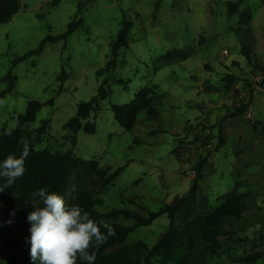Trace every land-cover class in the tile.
<instances>
[{"label": "rangeland", "instance_id": "1", "mask_svg": "<svg viewBox=\"0 0 264 264\" xmlns=\"http://www.w3.org/2000/svg\"><path fill=\"white\" fill-rule=\"evenodd\" d=\"M156 1L93 0L80 11L84 0H63L56 6L52 0H20L18 13L9 23L0 24V92L6 88L1 79L15 58L36 50L47 37L65 34L70 23L81 19L82 25L13 68L14 88L0 100V130L15 129L13 117L24 114L29 101L52 100L28 125L31 131L49 121L46 135L34 143V149L72 151L110 172L122 168L101 192L102 206L97 210L126 209L144 217L188 193L197 156H204L216 140L207 147L195 143L181 162L173 154L179 143L193 141V135L202 132L200 123L212 127L202 132L204 138H214L221 131L225 142L202 171L198 197H207L213 210L233 190L248 196L241 219L223 224L233 235L208 264H240L254 254L264 259V74L240 54L241 46L249 45L252 64L264 66V0H242L240 10L252 15L247 28L240 27L239 14H227V4L240 0H162L155 13ZM124 17L133 24L129 45L120 50L109 74V97L100 102L95 118L92 114L88 120L95 124V133L69 134L63 126L108 76L96 72L110 61V46ZM187 49L192 52L186 60H161L169 52ZM62 71L68 74L63 84L58 81ZM226 76L235 79L230 89L225 88ZM147 86L156 87L161 97L156 105L159 120L148 121L141 113L131 131L123 130L110 107L129 103ZM250 94L249 109L225 119L247 103ZM133 199L135 204L130 203ZM116 223L131 226L133 221ZM168 223L166 215L158 217L130 233L124 246L142 242L152 247Z\"/></svg>", "mask_w": 264, "mask_h": 264}, {"label": "trees", "instance_id": "2", "mask_svg": "<svg viewBox=\"0 0 264 264\" xmlns=\"http://www.w3.org/2000/svg\"><path fill=\"white\" fill-rule=\"evenodd\" d=\"M63 0H52V6L58 5ZM93 0H84L79 10H84ZM162 0L156 1L155 13ZM242 0L227 4V14L232 16L239 14L240 27L247 28L251 22L252 15L249 10H240ZM20 9V0H0V24L9 23ZM82 25V20L70 23L65 34L55 38L47 37L39 47L15 58L8 73L1 79L6 83V88L0 92V100L4 99L7 93L14 88L13 68L24 60L33 56H39L46 43H54L66 39ZM133 24L125 17L122 19L120 29L115 40L110 46V61L105 68L96 72L98 76L108 75L97 88L96 94L87 102H82L77 106L76 114L64 126L63 129L69 134H76L83 131L85 134L95 133V124L89 122L90 116L99 111V104L109 97L111 91L108 87L111 71L115 68L119 52L127 49L128 34ZM191 49L184 51H173L161 57L162 61L186 60L191 56ZM240 54L246 59L253 69L264 74V66L257 63L252 64V49L249 45H242ZM68 78V74L62 71L58 81L63 82ZM227 82L225 88L235 83L232 76L223 79ZM118 84L124 85L122 80ZM156 87L147 86L137 92L132 101L124 105H112L110 111L115 121L125 131H131L136 125L138 115L144 113L148 121H158L160 114L156 108L161 97L156 94ZM252 102L250 94L247 103L235 108L225 119L242 116L249 109ZM50 100L45 104L37 101H29L24 114L13 117L18 120L17 127L6 132L0 130V163L9 154L19 157L23 145L18 141L21 137L29 141V155L25 160V173L17 179L10 187L4 188L0 192V264H40L39 260L33 262L30 258V244L27 239L30 237V224L27 215L36 208L43 207V202L32 193L39 188H47L49 192H56L61 195L66 205H79L84 211L89 213L92 220L99 223L101 220L108 222L114 228L115 235L109 236L107 242L100 245L98 250L95 242L89 248V252H96L94 264H208L210 257L217 256L222 252L225 242L233 235L232 232L225 231L223 224L230 220H240L244 212V204L248 195L237 194L236 190L227 194L225 203L216 209L210 210L207 197H198L199 182L203 180L202 173L204 167L210 161L212 154L223 144L222 133L219 131L216 137L204 138L202 132L212 127H205L198 124L202 132L193 135V141L183 145L182 141L173 151L174 156L181 162L184 153L192 152L195 143L205 147L210 146L214 140L216 143L212 149H207L204 156H197L193 169L192 183L186 195L175 197L170 204H164L157 212L148 211L147 217L136 211L126 209H112L102 213L97 210L102 206L100 194L105 190L122 172L118 168L113 172L103 168L95 160H83L74 155L72 151L64 154L52 153L47 149L36 150L34 143L38 142L46 135L49 121H43L42 126L29 131L28 125L35 120L37 113L46 105H52ZM11 132V135L8 133ZM71 146L76 145V137H70ZM6 178L0 177V187L6 184ZM130 203L135 204V199ZM141 210V208H139ZM15 210V216L10 215ZM166 215L169 223L168 228L163 232L157 242L148 247L142 242H137L131 246H124L128 235L136 229L152 224L158 217ZM119 219L131 220V226H121L116 223ZM12 223H8V221ZM101 231L107 235L106 230ZM262 255H249L242 259L240 264H259L263 262ZM76 264H86L77 256Z\"/></svg>", "mask_w": 264, "mask_h": 264}, {"label": "clouds", "instance_id": "3", "mask_svg": "<svg viewBox=\"0 0 264 264\" xmlns=\"http://www.w3.org/2000/svg\"><path fill=\"white\" fill-rule=\"evenodd\" d=\"M2 103V101H0ZM18 124L19 121H15ZM11 135V132L8 133ZM23 145L19 157L9 154L0 163V177L6 178V184L0 187H10L21 178L25 169V160L29 155V141L21 137L18 141ZM43 202V207L36 208L27 215L30 226V258L40 264H76L79 256L86 264H94L96 252H89L95 242L99 246L107 242L109 236L115 235L110 223L101 220L99 223L92 220L89 213L79 205H66L64 198L56 192H49L47 188H39L32 193ZM15 216V210L10 214ZM12 223V221H8ZM101 228L106 230L105 235Z\"/></svg>", "mask_w": 264, "mask_h": 264}]
</instances>
